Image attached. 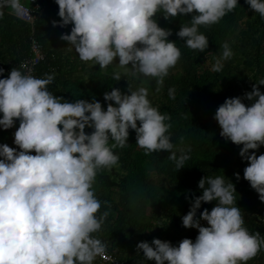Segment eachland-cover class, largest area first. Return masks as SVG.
<instances>
[{
  "label": "clouds",
  "instance_id": "clouds-1",
  "mask_svg": "<svg viewBox=\"0 0 264 264\" xmlns=\"http://www.w3.org/2000/svg\"><path fill=\"white\" fill-rule=\"evenodd\" d=\"M21 1L33 4L31 0H0V16L5 7L15 16H23ZM245 2L264 18V0ZM56 3L62 19L52 24L72 25L60 38L69 42L67 47L80 60L106 68L118 57L120 66L131 65L137 73L157 78L159 86L180 59L181 50L176 40L169 39L173 29L161 27L156 14L160 12L168 20L190 14V23H182L176 35L188 47L203 52L209 39L199 26L219 22L240 0ZM223 49L212 64L213 71H222L224 61L233 55L227 42ZM43 62L35 75L17 65L3 76L6 70L0 68V128L12 129L19 120L13 133L16 147L0 143V264H94L106 253V244L93 233L101 230L107 212L97 215L101 201L93 185L98 170L118 162L113 149L128 143L130 129L135 130L136 143L145 151L167 150L177 169L185 166L191 149L174 144L171 124L166 123L171 117L152 105L148 88L128 86L123 92L113 87L103 94L106 109L95 97L70 101L50 90L54 74L36 77ZM113 75L116 81L121 79L120 72ZM258 85H264V79L243 96L226 98L214 118L226 141L242 145L239 154L249 162L244 178L264 201V153L257 155L264 145V91ZM169 96L175 98V88L169 89ZM245 99L252 103L246 104ZM235 176L239 179L240 173ZM198 187L202 194L186 196L190 210L182 216L184 227L198 229L195 240L186 237L174 244L153 238L138 242L137 252L142 250L145 261L155 264H247L264 245V237L250 233L245 226L240 207L235 206V184L226 183L224 176L206 175ZM212 201L217 203L210 211H199L202 203Z\"/></svg>",
  "mask_w": 264,
  "mask_h": 264
},
{
  "label": "trees",
  "instance_id": "trees-1",
  "mask_svg": "<svg viewBox=\"0 0 264 264\" xmlns=\"http://www.w3.org/2000/svg\"><path fill=\"white\" fill-rule=\"evenodd\" d=\"M58 11L56 0H42L35 28L46 58L36 77L54 74V82L49 88L55 95L70 101H92L95 97L105 109L108 103L104 101L105 91L113 87L123 92L128 91V86L133 90L146 87L152 105L171 117L166 123L171 124L169 133L174 144L177 148L190 146L191 149L185 166L177 169L167 150L145 151L136 143L135 130L130 129L128 143L113 149L119 156L118 162L97 172L93 185L101 201L97 215L107 212V217L101 230L93 235L124 264H155L154 260L145 261L142 250L137 252V243L151 242L153 238L174 244L186 237L195 240L198 229L184 227L182 216L190 210V199L186 196L191 197L193 192L196 196L201 195L198 182L207 175L224 176L226 183L232 181L235 184V206L240 207L245 226L250 233L259 232L264 237V201L244 178V168L249 162L239 154L242 145L226 141L214 118L226 98L243 96L252 90L254 83L264 79V18L254 13L245 0H240L235 10L219 22L199 26L209 39L208 49L201 52L188 47L185 40L176 35L182 23H190V14L168 20L158 12L154 18L161 27L173 29L169 39L176 40L181 50L180 59L158 86L157 78L137 73L131 65L120 66L118 57L117 62L106 68L80 60L75 51L67 47L69 42L60 38L62 33L70 32L72 25L52 24L53 20L62 19ZM3 12L0 16V68L6 70L3 76H8L13 67L28 57L32 29L18 19L10 7H5ZM225 42L233 55L224 61L222 71H213L212 64L222 56ZM115 72L121 73L119 81L114 79ZM258 87L264 91V85ZM170 88H175L174 99L169 96ZM243 102L252 103L246 99ZM18 127L19 120L12 129L0 128V143L16 147L13 133ZM86 131L92 130L86 128ZM111 143L114 141L110 140ZM261 153H264V145L257 155ZM237 172L239 179L235 176ZM216 203H202L199 211L204 208L210 211ZM94 264L100 263L95 260ZM247 264H264V245Z\"/></svg>",
  "mask_w": 264,
  "mask_h": 264
},
{
  "label": "built area",
  "instance_id": "built-area-1",
  "mask_svg": "<svg viewBox=\"0 0 264 264\" xmlns=\"http://www.w3.org/2000/svg\"><path fill=\"white\" fill-rule=\"evenodd\" d=\"M31 1L33 2L32 5H27L25 2L21 1L25 9L24 15H16L18 19L29 24L32 29L30 42L31 55L17 65L20 67L21 71H30L31 74L35 75L36 67L45 60L46 55L44 53L43 45L36 38L35 28L37 15L41 13L42 0ZM95 260L99 261L100 264H124L118 260L117 257L113 256L108 249H106L105 255L98 256Z\"/></svg>",
  "mask_w": 264,
  "mask_h": 264
}]
</instances>
